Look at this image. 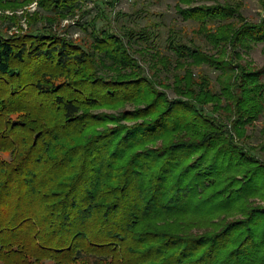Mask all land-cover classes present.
I'll list each match as a JSON object with an SVG mask.
<instances>
[{"label": "trees", "instance_id": "16d2710c", "mask_svg": "<svg viewBox=\"0 0 264 264\" xmlns=\"http://www.w3.org/2000/svg\"><path fill=\"white\" fill-rule=\"evenodd\" d=\"M176 1L195 37L185 41L182 28L169 27L170 54L145 42L152 51L146 68L117 32L84 22L96 57L139 69L120 80L87 73L93 51L57 34L51 21L23 36L0 34V116L8 107L21 111L10 134H0L6 146L18 145L13 164L0 159V264L44 258L55 264H264V207L205 236L133 230L159 217L227 211L264 187V158L254 152L264 142L249 145L245 132L264 121V65L241 62L258 43L264 53V14L256 23L242 22L238 5L180 7L190 0ZM81 2L37 1L49 18L73 15ZM145 31H129V39L144 40ZM202 65L216 71L214 81L193 70ZM27 74L33 105L46 111L8 105L18 93L24 100ZM167 88L177 97L169 98ZM8 92L6 100L1 95ZM120 102L143 106L119 114L83 110ZM237 170L239 177L229 176Z\"/></svg>", "mask_w": 264, "mask_h": 264}, {"label": "rangeland", "instance_id": "374dc122", "mask_svg": "<svg viewBox=\"0 0 264 264\" xmlns=\"http://www.w3.org/2000/svg\"><path fill=\"white\" fill-rule=\"evenodd\" d=\"M38 0H0V34L4 36H23L24 34L34 33L37 28H41L45 22L51 21L52 27L60 36L71 39L77 42L76 44L82 45L85 49H91L94 56L91 57V67L86 70L87 73H94L101 76L104 80H120L138 74L139 69L120 68L109 65L101 60V57H96L98 50L94 48L90 42L91 36L83 29L84 22L88 21L92 28H110L112 31L117 32L121 36L122 43L130 50L138 63L143 68H146L148 61L145 59L150 56L152 51L144 48L145 44L153 42L156 49L162 54H170L166 48L165 38L169 27L176 29H183L184 40L193 38L195 35L191 32V25L188 21H183L176 12V0H116L113 3L111 0H82L81 7L74 11L73 15L53 16L52 18L43 16V11L38 7ZM112 2V3H111ZM215 2L228 3L230 5H238L240 15L243 17L242 22H258L264 14V0H190L189 3H180V7L198 6V5H211ZM40 11V12H39ZM38 12V13H37ZM241 21L234 24L238 27L242 24ZM147 30V35L144 40L130 38L128 32H138L142 34ZM146 32V31H145ZM200 44H204L203 40L199 38L196 40ZM146 42V43H145ZM262 43H258L248 53L242 55L241 62L243 64H250L251 67H261L264 65V53L261 50ZM206 46H204L205 48ZM208 47L205 48V50ZM36 63L33 61L28 64V69L35 67ZM249 66V68H251ZM25 67V66H24ZM140 67V68H141ZM27 68V67H26ZM199 69V70H198ZM196 72L203 71L207 73L212 81H214L216 71H213L206 65L193 67ZM30 74H27L26 79L21 81L22 89L25 91L24 100L18 101L19 98L15 94L12 96L11 101L8 103L10 106L29 105L35 110L46 111L45 107H40L39 104L34 106V94L31 85L28 84ZM100 77V78H101ZM20 81L15 79L13 85L18 86ZM23 82V83H22ZM170 82V80H169ZM27 86V87H26ZM166 95L169 98H176L177 95L170 89H165ZM7 100L10 96L9 92L1 95ZM26 101V103H24ZM8 101H6L7 104ZM24 103V104H23ZM143 106L140 102H120L115 107L97 106V107H84L83 110H88L94 114H119L122 110H132L137 107ZM20 108H6L0 116V134L6 135L10 130L8 126L13 120H17L21 115ZM44 114V113H43ZM143 118L135 120H122L124 124H133L134 122L143 121ZM112 126L111 123H108ZM106 124V126H108ZM106 126L92 127L86 133V138L91 136L98 130H104ZM245 132L250 136L248 143L251 146L258 147L260 142H264V121L260 118L255 121L253 126H246ZM20 138V133L16 130L15 138ZM3 138V139H2ZM0 137V159L7 162L13 159V155L18 153L16 151L18 145L14 147L6 146L4 143V136ZM9 140V138H8ZM2 141V142H1ZM13 148V150H11ZM255 154L264 158V150H255ZM20 153V152H19ZM241 170L232 173L229 176H238ZM254 207H264V187L258 195L248 197L247 199L236 203V205L227 211L214 212L212 215L196 216V215H182L177 217H159L158 219L146 220L144 224H139L133 230L136 234L142 233L145 230L152 232H166L176 234L181 237H199L217 233L223 229L224 226L231 222L244 220L245 214ZM52 220L50 219L49 223ZM258 221V219H255ZM53 222V221H52ZM253 224V222H252ZM94 232V231H93ZM37 264H55L54 261L44 258L40 259Z\"/></svg>", "mask_w": 264, "mask_h": 264}]
</instances>
